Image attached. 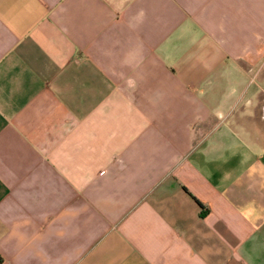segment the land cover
Masks as SVG:
<instances>
[{
  "label": "crops",
  "instance_id": "obj_1",
  "mask_svg": "<svg viewBox=\"0 0 264 264\" xmlns=\"http://www.w3.org/2000/svg\"><path fill=\"white\" fill-rule=\"evenodd\" d=\"M0 256L264 264V0H0Z\"/></svg>",
  "mask_w": 264,
  "mask_h": 264
},
{
  "label": "trees",
  "instance_id": "obj_2",
  "mask_svg": "<svg viewBox=\"0 0 264 264\" xmlns=\"http://www.w3.org/2000/svg\"><path fill=\"white\" fill-rule=\"evenodd\" d=\"M203 213V212H202ZM2 261H3V258L0 256V264L2 263Z\"/></svg>",
  "mask_w": 264,
  "mask_h": 264
}]
</instances>
